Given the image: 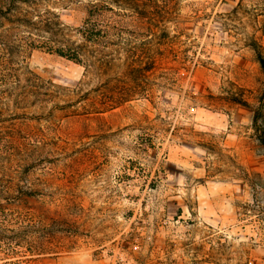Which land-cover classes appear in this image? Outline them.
I'll use <instances>...</instances> for the list:
<instances>
[{
    "label": "rangeland",
    "instance_id": "1",
    "mask_svg": "<svg viewBox=\"0 0 264 264\" xmlns=\"http://www.w3.org/2000/svg\"><path fill=\"white\" fill-rule=\"evenodd\" d=\"M158 4L140 22L130 13L126 54L109 75L114 93H130L121 105L69 93L99 101L107 76L45 51L27 58L48 104L18 125L30 138L14 152L19 199L7 212L20 242L0 264H264L253 124L257 108L264 117V72L249 46L257 39L264 56V0ZM52 6L66 25L84 18ZM44 158L48 175L33 164Z\"/></svg>",
    "mask_w": 264,
    "mask_h": 264
},
{
    "label": "trees",
    "instance_id": "2",
    "mask_svg": "<svg viewBox=\"0 0 264 264\" xmlns=\"http://www.w3.org/2000/svg\"><path fill=\"white\" fill-rule=\"evenodd\" d=\"M158 1L0 0V254H15L20 242L17 241L14 230L8 228L14 225L15 216L7 212L8 206L19 199L14 152L20 141L30 138L28 135H19L18 125L31 119L25 112H29L33 105L48 104V84L34 78L27 67V58L32 51H45L84 66L86 72L92 76H107L99 101L97 97L81 95V88L77 86L69 93L75 97L74 103L121 105L129 100L130 93L127 88L123 93H114L113 85H109V75L115 67V61L126 54L123 45L126 43L124 36L127 24L132 20V14L140 22L147 13L145 6L159 9ZM52 4L60 5L64 9H81L84 14L81 24L77 27L64 24ZM260 28V37H263L264 26ZM250 42L255 60L264 72L262 48L257 39L251 38ZM150 70L148 63L143 73ZM121 81L124 83L123 79ZM51 87L55 88L53 85ZM261 110L262 107L256 109L253 124L257 141L264 147V131L257 127L258 123H264ZM33 136V148L43 153L46 143L39 135ZM33 164L48 175L46 158L40 159L39 163L34 161ZM34 192L39 197H45L40 189ZM5 232L12 235H4Z\"/></svg>",
    "mask_w": 264,
    "mask_h": 264
}]
</instances>
